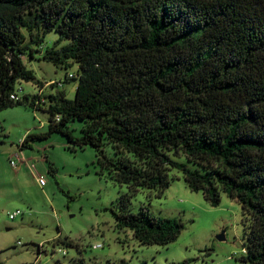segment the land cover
I'll use <instances>...</instances> for the list:
<instances>
[{
    "label": "trees",
    "instance_id": "trees-1",
    "mask_svg": "<svg viewBox=\"0 0 264 264\" xmlns=\"http://www.w3.org/2000/svg\"><path fill=\"white\" fill-rule=\"evenodd\" d=\"M48 30L59 36L41 51ZM38 54L77 63L72 99L64 90L18 95L19 80H34L22 59ZM26 103L46 111L48 124L20 148L53 132L73 149L92 145L94 163L127 186L109 211L140 245H165L184 228L147 206L128 209L140 188L162 194L173 167L211 205L222 192L236 199L241 259L264 264V0H0V111Z\"/></svg>",
    "mask_w": 264,
    "mask_h": 264
},
{
    "label": "rangeland",
    "instance_id": "rangeland-1",
    "mask_svg": "<svg viewBox=\"0 0 264 264\" xmlns=\"http://www.w3.org/2000/svg\"><path fill=\"white\" fill-rule=\"evenodd\" d=\"M58 36L55 30L46 31L41 51L52 47ZM66 43L63 39L58 46ZM39 56L22 59L34 80H19L18 95L46 97L64 90V96L72 99L77 63L64 67ZM71 73L75 76L64 78ZM47 124V112L28 103L0 111V264H75L80 260L83 264H172L184 258L191 259V264H247L241 259L246 241L242 207L234 197L222 192L220 203L211 205L202 191L189 188L180 170L170 167L165 191L140 188L128 209L136 212L139 206H147L156 215L180 218L184 228L165 245H140L130 229L116 225L109 211L127 186L110 179V172L94 163L92 145L73 149L65 136L53 132L33 140L31 147L20 148L28 132L45 131ZM81 125L74 120L68 127L79 136ZM104 148L113 155L110 144ZM176 158L187 160L182 153ZM39 175L45 178L43 186L37 181ZM17 210L14 218L9 216ZM62 241H72L76 247Z\"/></svg>",
    "mask_w": 264,
    "mask_h": 264
},
{
    "label": "built area",
    "instance_id": "built-area-1",
    "mask_svg": "<svg viewBox=\"0 0 264 264\" xmlns=\"http://www.w3.org/2000/svg\"><path fill=\"white\" fill-rule=\"evenodd\" d=\"M71 75H73L72 73L70 74V76ZM11 97L12 98H15V99H18L19 98V96L17 95V94H15V93H12L11 94ZM10 163H11V165L13 166V167H16V163L13 161V160H11L10 161ZM37 181L39 182V184L40 185H44V184H46V181H45V178L42 176V175H39L38 177H37ZM19 211L17 210V211H14L13 213L12 212H9V216L10 217H12V218H14L16 215H17V213H18ZM61 250V249H60ZM62 252V254H64L66 251L65 250H61Z\"/></svg>",
    "mask_w": 264,
    "mask_h": 264
},
{
    "label": "water",
    "instance_id": "water-1",
    "mask_svg": "<svg viewBox=\"0 0 264 264\" xmlns=\"http://www.w3.org/2000/svg\"><path fill=\"white\" fill-rule=\"evenodd\" d=\"M218 238H219V240H223L224 239L223 235H218Z\"/></svg>",
    "mask_w": 264,
    "mask_h": 264
}]
</instances>
